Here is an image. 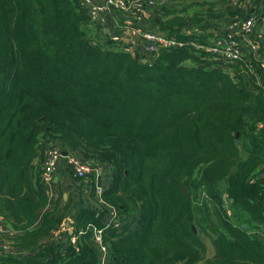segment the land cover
I'll return each instance as SVG.
<instances>
[{
	"label": "trees",
	"instance_id": "trees-1",
	"mask_svg": "<svg viewBox=\"0 0 264 264\" xmlns=\"http://www.w3.org/2000/svg\"><path fill=\"white\" fill-rule=\"evenodd\" d=\"M163 1L146 29L182 46L148 65L80 0H0V264H100L101 247L103 264H264L263 72L252 54L224 64L192 45L264 0ZM55 142L109 172L102 203L73 220L42 180ZM210 203L207 257L196 211Z\"/></svg>",
	"mask_w": 264,
	"mask_h": 264
},
{
	"label": "built area",
	"instance_id": "built-area-1",
	"mask_svg": "<svg viewBox=\"0 0 264 264\" xmlns=\"http://www.w3.org/2000/svg\"><path fill=\"white\" fill-rule=\"evenodd\" d=\"M81 4L86 9L93 23L103 30L111 23L112 32L109 37L115 43L124 42L129 49L136 52L140 60H146L148 65H151L158 52L165 48H176L182 46L175 39L167 37L161 32L151 29H146L145 21L147 11L154 9L163 4V0H80ZM123 22V24H122ZM264 26V15L262 17ZM260 23L257 16L252 13L246 19H235L229 22L222 33L216 37L211 44L204 46L193 43L192 45L197 50H204L213 60L221 63L235 64L242 60L244 56L252 54L253 59L260 65L264 74V60L260 59L256 52L261 43L259 37ZM104 35V34H103ZM255 35V39H254ZM105 36H101L99 42L103 48H109L102 43ZM94 41L93 44H96ZM250 74H254L256 65H247ZM264 90V86H263ZM62 152H66V156H62ZM45 160L42 168V180L46 190L52 195V183L56 177L59 164L63 161L70 168L74 176L83 178L85 181L90 178L94 182V188H90V192H94L97 197L96 206H99L101 201V193L104 190L102 181L106 177V167L92 160H86L76 154L68 153L65 148L57 142L50 144L44 152ZM98 183H100L98 185ZM203 200H208L206 195ZM228 202L225 204V210L229 213ZM111 211L109 221L116 227L118 225L117 213ZM111 223L106 226L109 227ZM61 231L71 233L70 227H61ZM264 233V228H263ZM261 231V233H262ZM7 233L5 226L0 222V235ZM262 233V235H263ZM72 242L74 238L71 239ZM97 240L99 238L97 237ZM100 243V242H99ZM9 248L0 246V253ZM106 255L105 250L101 247V255L99 263L103 264Z\"/></svg>",
	"mask_w": 264,
	"mask_h": 264
},
{
	"label": "crops",
	"instance_id": "crops-1",
	"mask_svg": "<svg viewBox=\"0 0 264 264\" xmlns=\"http://www.w3.org/2000/svg\"><path fill=\"white\" fill-rule=\"evenodd\" d=\"M152 10L153 9H149L147 11L146 17L149 18L152 14ZM252 13H254L257 18H258V22L260 23V28H259V34H256V37H259V41L260 43H262V41L264 40V38L262 37L264 35V26L262 23V17L264 15V8L261 5V3H259V5L257 6V9L252 11ZM113 28L112 25L109 24L105 29H104V33L106 35H110V33L112 32ZM254 39H255V35H254ZM257 56L264 60V48H262V46L260 45V47L258 48L257 52H256ZM232 74V73H231ZM263 78H264V74H263ZM257 83L259 85L264 86V80L259 78L257 79ZM106 177H105V181L106 183L103 184L102 186H105V188L108 187V182H109V172L108 169L106 170ZM108 181V182H107ZM223 185V184H221ZM87 181L83 180H79L77 181V179L75 178V176L72 174L71 170L69 167H67L65 162H61L59 164L58 167V171L56 174L55 179L53 180L52 183V195L50 196V204L49 206L51 207V204L53 205L55 203V201L57 199H60L63 202H66L68 200L71 201V204L73 205V212L70 215L71 216V220L72 219V215L75 216L77 210L81 207H86V208H93L96 209L97 207H94V205L92 204L93 202L91 201L90 197L87 195L88 192V188H87ZM222 186L218 187L219 192L221 193V189ZM220 196H222L225 199V194H221ZM198 205H201V202H198ZM211 212L214 213L216 212V208L213 206L212 203L207 204L206 207L203 208V210L206 209ZM225 209V206H224ZM261 235H258V238ZM262 237V236H261Z\"/></svg>",
	"mask_w": 264,
	"mask_h": 264
},
{
	"label": "rangeland",
	"instance_id": "rangeland-1",
	"mask_svg": "<svg viewBox=\"0 0 264 264\" xmlns=\"http://www.w3.org/2000/svg\"><path fill=\"white\" fill-rule=\"evenodd\" d=\"M128 51L132 52L131 49H129ZM102 183L105 184L106 181L103 180ZM102 187L104 188L105 186H102ZM203 196L204 195H203V192H202L201 198ZM201 198H200V200H201ZM92 204L94 206H96V204H94V203H92ZM198 206H200V205H198ZM214 217L216 218V216H214ZM196 222H197L196 225H197V228H198V231H199V236L201 237V239L203 240V242L207 246V257H211L213 255V248L211 246L210 239L207 237V234L212 235V231L208 228V222H207V217H206L205 211L201 210V208H200V210L196 211Z\"/></svg>",
	"mask_w": 264,
	"mask_h": 264
},
{
	"label": "water",
	"instance_id": "water-1",
	"mask_svg": "<svg viewBox=\"0 0 264 264\" xmlns=\"http://www.w3.org/2000/svg\"><path fill=\"white\" fill-rule=\"evenodd\" d=\"M141 62H142L143 64H145V63H146V60L143 59V60H141ZM66 155H67L66 152H62V156H66ZM234 170H235V168H232L231 173H233ZM99 184H100V183H98V185H99ZM212 218H213V220H214L215 222H217V221H216V218H215L214 216H212ZM245 227H246V226L243 225V228H245ZM191 228H192L193 232L196 233V228H195L194 226H192ZM259 239L262 240V237L259 236Z\"/></svg>",
	"mask_w": 264,
	"mask_h": 264
}]
</instances>
